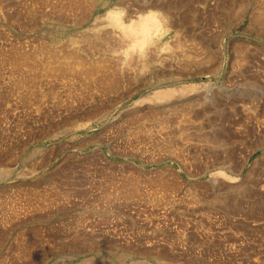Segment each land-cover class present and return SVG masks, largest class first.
<instances>
[{"label":"rangeland","instance_id":"rangeland-1","mask_svg":"<svg viewBox=\"0 0 264 264\" xmlns=\"http://www.w3.org/2000/svg\"><path fill=\"white\" fill-rule=\"evenodd\" d=\"M0 264H264V0H0Z\"/></svg>","mask_w":264,"mask_h":264},{"label":"bare ground","instance_id":"bare-ground-1","mask_svg":"<svg viewBox=\"0 0 264 264\" xmlns=\"http://www.w3.org/2000/svg\"><path fill=\"white\" fill-rule=\"evenodd\" d=\"M70 47V46H69ZM56 53V51H54ZM29 55V54H28ZM34 60V59H33Z\"/></svg>","mask_w":264,"mask_h":264}]
</instances>
